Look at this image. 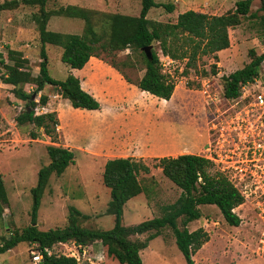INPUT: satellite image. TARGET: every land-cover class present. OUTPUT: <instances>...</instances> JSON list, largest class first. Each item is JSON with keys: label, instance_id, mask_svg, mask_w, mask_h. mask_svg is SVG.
<instances>
[{"label": "rangeland", "instance_id": "obj_1", "mask_svg": "<svg viewBox=\"0 0 264 264\" xmlns=\"http://www.w3.org/2000/svg\"><path fill=\"white\" fill-rule=\"evenodd\" d=\"M15 0H0V5ZM156 4H172L173 13L163 8L152 9L147 15L151 21L175 23L178 14L194 11L209 16H221L231 12L240 0H154ZM141 0H49L45 10L50 14L47 30L63 34L81 35L84 22L80 19L57 16L61 8L74 6L95 13L93 22L102 33L101 14L138 16ZM11 10L0 11V51L6 56L7 49L22 52L29 61L28 69L34 79L38 75L39 50L36 17L38 7L18 5ZM250 13L257 17H245L241 24L228 30L229 48L212 56H200L189 68L187 60H170L163 57L154 44L165 72L173 77L175 90L169 101L160 100L139 91L105 63V54L93 59L96 73L86 81L83 88L99 103V113L74 110L61 98L56 89L45 88L41 94L48 96L46 107L38 114L55 112L58 118L57 139L54 143L42 131L26 124L17 126L16 116L24 103L14 98L12 87L0 82V173L7 192L8 205L0 221V244L9 231H22L30 224L32 195L36 187L38 171L50 161L46 147L69 149L75 154V163L56 177L52 175L41 199L37 213V228L49 231L64 228L68 209L74 207L85 218L80 226L87 229L110 230L113 216L107 215L110 193L102 184L103 166L108 159L131 158L150 168L149 174H140L138 180L144 193L131 200L123 208L124 226H134L146 220L162 216V208L179 197L180 190L170 183L155 166L156 159L197 155L209 160L211 174L218 172L233 185H241L240 169L246 168L258 145L264 142V108L256 105L255 96L264 92V61L258 77L247 90L240 89V97L226 100L223 97L221 78L243 68L250 62L249 53L264 54L263 13L260 1L254 0ZM184 47L185 46H180ZM48 71L52 78L62 81L68 68L61 62L60 47L46 45ZM129 50L118 52L114 58L131 82L144 73L140 65L123 68ZM135 56V55H134ZM108 60V59H107ZM92 64V63H91ZM214 67V73L213 68ZM4 69L0 66V74ZM114 78V81L111 78ZM35 89L29 83L25 90ZM39 108V107H36ZM35 108V109H36ZM92 123L91 125H89ZM37 136L32 140L30 134ZM253 164H249L252 167ZM201 218L190 223V232L202 228L209 241L195 256V264H264L254 255L261 224L250 202L235 209L240 218L239 227L225 223L215 206H201ZM180 221H178V224ZM180 227V226H179ZM146 235L138 237L144 240ZM54 245L53 256L76 255L71 243ZM86 255L80 264H118L107 257L100 243L85 248ZM36 246L21 243L0 255V264H32L31 253ZM71 250V251H69ZM143 264H185L175 245L172 231L164 229L140 253Z\"/></svg>", "mask_w": 264, "mask_h": 264}, {"label": "trees", "instance_id": "obj_2", "mask_svg": "<svg viewBox=\"0 0 264 264\" xmlns=\"http://www.w3.org/2000/svg\"><path fill=\"white\" fill-rule=\"evenodd\" d=\"M49 0H15L0 5V11L11 10L18 5L38 7L37 24L39 50L38 75L32 78L28 69L29 61L22 52L7 49L6 56L0 51V66L4 73L0 74V82L12 87L15 99L24 103V108L16 116L17 126L26 124L50 138L57 139L58 118L55 112L36 114L35 108H44L48 104V96L37 95L45 88L56 89L57 94L74 110L99 111L100 103L82 89L80 80L68 74L62 81L52 78L48 71L46 45L62 49L60 60L69 70H82L90 58L100 59L105 54V63L115 70L126 83L139 91L145 92L160 100L169 101L174 93L173 77L164 71L158 54L152 48L149 61L144 52L152 42L159 47L163 57L170 60H187L186 68L191 67L200 56H212L217 61V54L229 48L228 30L241 24L245 17L256 18L250 13L254 0H240L235 3L233 11L221 16H209L194 11L178 14L175 23H160L147 19L152 9L163 8L167 13L174 11L172 4H156L154 0H141L138 16L120 14H101L99 24L102 33L95 28V13L68 6L59 9L57 16L80 19L84 22L81 35L63 34L47 30L50 14L45 10ZM260 1L263 13L261 26L264 29V0ZM185 46L180 47V46ZM129 50L131 55L125 56L123 68H136L140 65L144 71L142 77L131 82L122 68L114 63L118 52ZM135 55V56H134ZM250 62L243 68L221 78L223 97L236 100L240 97L241 86L253 83L258 77L264 54L256 56L249 53ZM108 59V60H107ZM214 73V67L212 68ZM33 83L35 89L28 93L25 87ZM34 96V98H33ZM36 140L34 133L30 134ZM49 165L37 173L36 187L31 190L32 208L30 224L22 231H9L0 244V255L12 250L21 243L34 244L37 250L51 249L56 244L74 243L87 248L93 243H100L105 248L107 257L118 264H143L140 253L148 248L162 230L169 229L175 238V245L182 254L185 264H195L193 256L209 241V235L202 228L190 232L187 226L201 218V206H215L226 224L239 227L240 218L234 210L244 203L243 197L231 182L222 174H211L212 163L197 155H179L156 159V168L162 175L180 190L179 197L172 204L162 208V216L146 220L134 226H124L123 208L125 205L144 193L138 177L149 174L150 168L140 161L131 158H114L106 160L102 172V184L109 190L110 201L107 204V215L113 216L114 224L110 230L87 229L80 226V219L85 216L76 208L68 209L67 224L64 228L40 231L37 228V213L41 199L52 175L60 177L65 170L75 163L73 151L56 146L46 147ZM8 205L7 192L0 173V221L4 209ZM178 221L180 223L178 224ZM180 226V227H179ZM144 240L138 237L146 235ZM42 264H76L71 258L64 256L44 255Z\"/></svg>", "mask_w": 264, "mask_h": 264}, {"label": "built area", "instance_id": "obj_3", "mask_svg": "<svg viewBox=\"0 0 264 264\" xmlns=\"http://www.w3.org/2000/svg\"><path fill=\"white\" fill-rule=\"evenodd\" d=\"M247 83L241 86V90H247L251 85ZM256 105L264 108V92H259L255 96ZM42 108H36L35 113ZM258 157H255V152L251 159H246V168L240 169L239 172L244 173L241 180L240 189L239 185H233L234 188L240 193L245 202H250L253 207L257 220L261 224V231L258 237L256 250L254 255L264 261V142L258 145ZM249 164H253L252 167ZM66 246L65 244H61ZM72 248L76 251V255L62 254V256L71 258L76 264H80L81 259L86 255V249L71 243ZM71 251V250H69ZM44 255L47 257L53 256L50 249L43 251L35 250L31 253L32 264H42Z\"/></svg>", "mask_w": 264, "mask_h": 264}, {"label": "crops", "instance_id": "obj_4", "mask_svg": "<svg viewBox=\"0 0 264 264\" xmlns=\"http://www.w3.org/2000/svg\"><path fill=\"white\" fill-rule=\"evenodd\" d=\"M95 59V58H90V60L88 61V63L84 66V68L82 70H69L67 71V75L68 74H73L76 78H78L80 80V83H81V86H82V89L88 93H91L87 90H85L83 88V79L85 78L86 81H88L95 73H96V68H97V65L94 64L92 62V60ZM92 63V64H91ZM112 81H114V78L110 77ZM6 86H9V85H6ZM96 98V97H95ZM98 100V99H97ZM66 101V100H65ZM68 102V101H66ZM69 104V102H68ZM70 107V105H69ZM87 112H91V113H99V111H87ZM92 123H90L89 125H91ZM130 202V201H129ZM128 202V203H129ZM235 212V210H234ZM204 248V245L202 246L201 249ZM200 249V250H201ZM200 250L193 256V260L195 259V256L200 253Z\"/></svg>", "mask_w": 264, "mask_h": 264}, {"label": "water", "instance_id": "obj_5", "mask_svg": "<svg viewBox=\"0 0 264 264\" xmlns=\"http://www.w3.org/2000/svg\"><path fill=\"white\" fill-rule=\"evenodd\" d=\"M154 42H152L148 47L144 48L142 51L144 52L146 58L150 61L152 58V48H153ZM34 98V96H33Z\"/></svg>", "mask_w": 264, "mask_h": 264}]
</instances>
